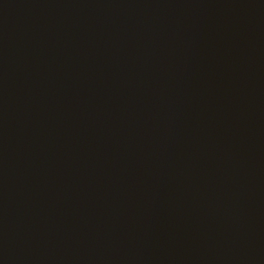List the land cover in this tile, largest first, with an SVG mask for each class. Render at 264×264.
I'll list each match as a JSON object with an SVG mask.
<instances>
[{
    "label": "water",
    "instance_id": "95a60500",
    "mask_svg": "<svg viewBox=\"0 0 264 264\" xmlns=\"http://www.w3.org/2000/svg\"><path fill=\"white\" fill-rule=\"evenodd\" d=\"M0 264H264V0H0Z\"/></svg>",
    "mask_w": 264,
    "mask_h": 264
}]
</instances>
